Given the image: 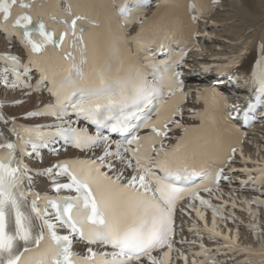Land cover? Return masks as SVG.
Here are the masks:
<instances>
[{
  "label": "snow or ice",
  "instance_id": "snow-or-ice-1",
  "mask_svg": "<svg viewBox=\"0 0 264 264\" xmlns=\"http://www.w3.org/2000/svg\"><path fill=\"white\" fill-rule=\"evenodd\" d=\"M65 3L66 7L59 14L65 19L59 20V15L44 19L43 14L34 13L35 0H0V30L18 35L22 46L28 49V61L23 65L17 55L0 57L12 62L3 72L11 70L19 81L22 75L30 80L32 71L38 70L39 80L35 87L40 89L50 82L48 92L55 102L28 115L56 117L53 124L26 128L28 139L16 131L13 118L11 131L22 143L0 142V151L6 150V154H0V264H172L174 244L185 243L174 238L178 206L181 211L185 207L194 209L199 218H204L195 204H184L185 197L190 196L212 208L213 228L205 230L211 236L221 235L215 231V214L220 208L198 192L203 190L211 195L209 184L218 187L221 179L227 181L230 174L237 171L231 164L238 146L243 157V141L238 139L235 144H228L223 157L219 158L208 155L213 143L210 137H189L195 129L181 123L184 116L182 98H186V93L178 69L182 67L184 54L166 62L164 71L158 76L155 73L160 72L161 66L149 65L154 71L155 82L148 81L145 67L134 60L131 50L121 55L119 29L127 28L134 21L133 8L146 7L143 0H116L114 13L103 21L76 14L72 0H65ZM189 10L193 13L190 19L195 22V4L190 3ZM58 21L65 25L61 30L55 27ZM138 22L143 29L145 20ZM102 25H106L107 40L104 42L99 39L100 34L94 35L91 31ZM174 34L169 29L165 39ZM131 39L137 41L139 50L142 47L140 34ZM164 47L160 44L161 51ZM49 48L59 52L58 60L48 57ZM114 57L118 58L115 66ZM254 78L258 97L264 95V49L257 60ZM0 79L8 86L7 75ZM26 86L32 87L30 83ZM209 93L216 109H222L219 118L226 124L236 121L241 113L248 120L249 110L255 107L251 101L246 102L244 108L229 107L226 98L215 89L200 90L198 97L206 98ZM70 115L82 117L94 125L96 134L74 127L78 121L64 119ZM42 128L50 130L41 131ZM102 129L120 135L122 141L109 143ZM142 129L143 135L139 134ZM174 129H182L184 135L177 138L175 144L166 145L165 140L171 139L169 134ZM33 133L36 142L32 139ZM3 139L0 133V140ZM60 140L81 150L101 144L105 147L95 159L58 161L48 167L45 171L53 177L55 190L66 189L74 191L75 195L41 198L31 191L32 177L26 174L30 170L19 167L21 161L14 152L19 147L21 155H26V144L30 143L35 151L49 144L54 146ZM215 143L220 145L221 140L217 138ZM248 162L251 161L243 159V163ZM239 171L249 176V181H242V184L264 183V168L256 169L258 180H252V170L242 168ZM60 176L67 182H56ZM25 180L29 182L27 188ZM260 195L264 196V192ZM242 203L249 205L247 210L255 221L258 213L253 212L250 205H264V199ZM231 207L236 208L235 201L231 202ZM229 218H234V214ZM36 220L41 221L39 230ZM248 227L256 230L259 224L250 222ZM58 229H67L68 234L60 235ZM74 238L111 251L98 252L86 247L85 255L81 256L72 251ZM224 239L228 243L223 247L233 253L253 251L250 246L241 247L230 236ZM42 244L46 245L43 249ZM200 247L205 253L209 251L203 244ZM157 250L161 253L159 256L153 254ZM175 250L178 258H183L187 264V255L180 249ZM200 254L193 253V257ZM261 255L264 256V244ZM192 264H197L195 258ZM203 264H208L207 259ZM260 264H264V259Z\"/></svg>",
  "mask_w": 264,
  "mask_h": 264
},
{
  "label": "bare ground",
  "instance_id": "bare-ground-1",
  "mask_svg": "<svg viewBox=\"0 0 264 264\" xmlns=\"http://www.w3.org/2000/svg\"><path fill=\"white\" fill-rule=\"evenodd\" d=\"M94 1H96L95 6L89 9L103 15L106 19L109 13L107 7L108 0ZM158 2L159 0H155V3L148 8L149 11H153ZM165 24L171 25L174 29L181 27V23L171 24L169 21H165ZM148 28L160 29L155 24H150ZM259 28H263L262 32H264V0H223L210 17L203 19L200 23L199 30L200 44L191 52L182 68L186 80L183 89L189 91L190 94L188 104L185 106L183 119L181 120L182 124L198 122L197 115L192 114L193 112L199 113L202 107L201 103H199L201 97H198V93L200 90L210 89L209 86L212 83L221 86L232 101L242 104V102L247 100V87H245L246 85L244 86V80L240 72L244 71L246 73L254 61L257 60V55L259 57L262 55L264 45L261 48L257 45H252L253 33ZM5 36L4 33H0V57L10 53L23 56V52L18 50L15 41H9ZM260 39L261 37L258 38V41ZM242 57L244 58V63L239 66L240 61L235 60L241 59ZM2 60L0 59V78L4 75H8L9 78L8 86H5L2 79H0V106L2 107L0 115H3L6 119L12 116L22 121L38 125L55 121V119L48 117L33 118L28 115L30 111L50 104L52 101L45 94L34 92L31 87L16 85L13 78L10 77L9 72H3V67L7 64ZM222 66H226L227 69L235 67L239 72L221 73L219 70ZM209 105L207 119H211L217 111L212 101H210ZM74 118L72 117V119ZM3 119L1 120L3 121ZM82 126L86 127L87 124L84 123ZM188 135L190 136V134ZM173 136L175 137V134ZM115 141L117 139L113 138L109 143ZM166 143L170 144L171 142ZM104 147L105 145L101 144L98 147L79 152L60 141L54 146L49 144L48 147H45L39 152L41 158H38L34 154L27 156L25 159V170H30L26 174L32 177L30 186L42 192L74 195V193L67 190L57 192L53 187V177L45 170L58 161L72 156L95 159L96 156L101 154ZM244 153L247 156L246 158L251 162L249 164H242L241 161H237V166L252 167L253 164H257L253 163L256 161L264 163V120L262 118H259L253 130L249 131V135L244 144ZM230 177L228 182L224 183L219 189L212 191L211 195L208 193L199 196L209 200L212 205L220 208V211L215 214V225L218 230L230 231L231 233L237 230L242 241L261 248L262 244H264V205H257L256 203L250 205L252 211L258 213L255 221H253L252 215L247 210L249 205L242 202L245 200L252 201L257 198L264 199V196L260 195V193L264 192V189L251 190L249 184H242V181H246V177L239 170L234 171ZM66 181L67 179L63 176L56 178V182L59 183H66ZM27 183L29 184L28 181ZM232 201L236 202L235 209L231 207ZM184 204H195L196 208H202V213L207 209L208 215L201 219L197 216L194 209L185 207L183 211L179 210V227L176 240H183L185 243H176L175 249H180L183 253L191 254L190 264H192L195 258L193 257V253L201 248V244L204 247H209L212 252L216 253L217 258L215 261H223V264L236 263L239 257H232L229 260L227 256L220 254V250L216 251L213 249V246L217 244L215 239L195 230L203 222L212 223L214 218L212 208L201 205L199 200L189 199ZM230 214H234V218H229ZM250 222L258 223L259 228L253 230L248 227ZM64 233L68 232L65 231ZM86 247H93L98 252L109 250V248L105 249L100 245H86L84 242L76 239L74 240L72 251L82 256L85 255ZM196 261L198 262L199 259H196ZM172 264H182L181 258H178L176 250Z\"/></svg>",
  "mask_w": 264,
  "mask_h": 264
},
{
  "label": "rangeland",
  "instance_id": "rangeland-1",
  "mask_svg": "<svg viewBox=\"0 0 264 264\" xmlns=\"http://www.w3.org/2000/svg\"><path fill=\"white\" fill-rule=\"evenodd\" d=\"M0 33H1V32H0ZM1 34H2V33H1ZM238 60H239V61H244V59H236L235 61H238Z\"/></svg>",
  "mask_w": 264,
  "mask_h": 264
}]
</instances>
